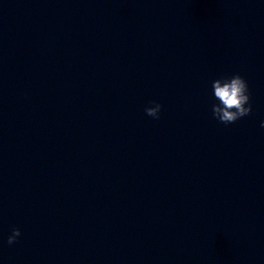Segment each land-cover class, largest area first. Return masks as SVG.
<instances>
[{
    "label": "clouds",
    "instance_id": "1",
    "mask_svg": "<svg viewBox=\"0 0 264 264\" xmlns=\"http://www.w3.org/2000/svg\"><path fill=\"white\" fill-rule=\"evenodd\" d=\"M213 96L218 103L212 105V115L225 125L233 124L237 120L252 113L251 94L247 81L239 74L230 77H221L212 82ZM154 106L145 108L147 116L160 118L162 105L153 101ZM247 105V106H245ZM264 127V122H262ZM21 236L19 228H14L7 243L14 244Z\"/></svg>",
    "mask_w": 264,
    "mask_h": 264
}]
</instances>
